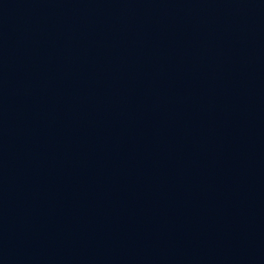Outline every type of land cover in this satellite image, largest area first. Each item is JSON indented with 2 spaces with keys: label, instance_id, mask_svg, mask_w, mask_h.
<instances>
[{
  "label": "water",
  "instance_id": "water-1",
  "mask_svg": "<svg viewBox=\"0 0 264 264\" xmlns=\"http://www.w3.org/2000/svg\"><path fill=\"white\" fill-rule=\"evenodd\" d=\"M0 264H264V0H0Z\"/></svg>",
  "mask_w": 264,
  "mask_h": 264
}]
</instances>
